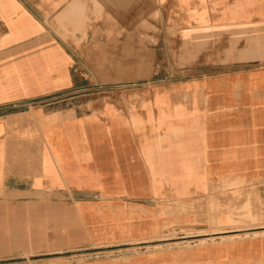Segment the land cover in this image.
<instances>
[{
  "label": "crops",
  "instance_id": "0c3cea01",
  "mask_svg": "<svg viewBox=\"0 0 264 264\" xmlns=\"http://www.w3.org/2000/svg\"><path fill=\"white\" fill-rule=\"evenodd\" d=\"M135 1L0 0V264H264V225L231 228L216 192L264 202V0H141L178 4L184 60L217 55L134 103L96 85L131 77Z\"/></svg>",
  "mask_w": 264,
  "mask_h": 264
},
{
  "label": "rangeland",
  "instance_id": "374dc122",
  "mask_svg": "<svg viewBox=\"0 0 264 264\" xmlns=\"http://www.w3.org/2000/svg\"><path fill=\"white\" fill-rule=\"evenodd\" d=\"M177 6L176 2L168 1L161 8L151 6V12L149 10L145 12V3L141 0L131 4V16H135V18H131V23L126 21L125 26L121 25L131 27V36H118L120 37L119 72L120 75L131 77H121L119 81L107 85L98 84L96 90L107 89L121 93L131 91L135 103L139 101V98H142L139 96H144L147 92L164 90L176 81L193 79V74L201 71L204 73L213 71L215 67L210 66L215 62L213 59L217 55L213 49L209 50L205 47L203 50L198 51L193 60L195 63L183 59L181 51L186 52L189 47L188 43L191 42L193 29H186L182 35V32H180L181 25H176V19L166 18V15H176V12L180 10ZM183 22L182 28L185 29L191 26L187 18L183 19ZM128 38H131V46L133 47L131 52L127 50L130 44V40L127 41ZM207 38L209 37L207 36ZM110 46L113 50L111 38H106L105 48ZM111 48L108 52L112 54ZM114 48L118 49L119 47ZM137 48L144 49L145 64L143 66L136 60ZM114 54L116 53L114 52ZM248 54H255V51H249ZM216 66L222 67H217L220 70L226 69L232 72L256 68L255 65ZM80 95L81 93H76L70 96L79 98ZM132 108L134 109V106ZM243 183L238 180L233 182L224 181L222 188L216 190L221 195L219 197L225 198L221 201L226 204L227 212L231 216L230 227L233 229L264 225V202L257 199L256 195L249 190H229L230 187H238ZM217 193L216 195H218ZM219 212L218 209L215 210V206L212 207L213 214ZM191 234L200 233L195 231L183 233L186 236ZM170 236L175 237L176 234ZM91 252H75L68 256H71L73 261H80L84 259V255Z\"/></svg>",
  "mask_w": 264,
  "mask_h": 264
},
{
  "label": "bare ground",
  "instance_id": "6f19581e",
  "mask_svg": "<svg viewBox=\"0 0 264 264\" xmlns=\"http://www.w3.org/2000/svg\"><path fill=\"white\" fill-rule=\"evenodd\" d=\"M230 148V147H229Z\"/></svg>",
  "mask_w": 264,
  "mask_h": 264
}]
</instances>
